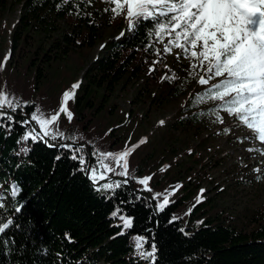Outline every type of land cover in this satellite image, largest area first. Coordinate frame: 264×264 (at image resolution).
Wrapping results in <instances>:
<instances>
[{
    "label": "trees",
    "instance_id": "obj_1",
    "mask_svg": "<svg viewBox=\"0 0 264 264\" xmlns=\"http://www.w3.org/2000/svg\"><path fill=\"white\" fill-rule=\"evenodd\" d=\"M96 2L0 0V90L28 102L23 113L4 109L23 120L37 107L45 115L55 114L62 94L79 83L67 105L72 121L64 114L58 121L66 138L52 143L82 148L78 155L93 166L103 160L102 153L116 154L139 145L128 157V183L115 195L98 192L66 149L23 141L26 128L19 123L12 124L11 131L7 125L0 127V195L9 197V207L0 209V222L13 220L0 234V264H151L125 257L132 249V235L145 237L148 248L156 244L155 264H264V206L233 216L205 192L197 203L203 183L209 181L201 152L208 143L204 134L221 125L207 114L218 102L193 103L210 85L187 98L198 84V75L195 70L180 73L168 66L152 23L142 22L130 30L126 8L115 18L108 11L105 21ZM17 7L19 21L11 32L5 31V11ZM124 27L123 35L110 40L103 54L87 65L100 33ZM35 33L44 36L43 42ZM156 60L161 62L154 64ZM80 73H84L81 81L76 79ZM173 73L176 79H163ZM140 82L144 86H139L129 113L112 103L120 85ZM183 98L171 127L153 142L141 143L152 113ZM221 116L224 120L223 112ZM192 138L199 141L197 146ZM182 154L185 160H180ZM103 162L122 170L111 158ZM109 176L111 181L124 180L114 173ZM149 176L152 191H142L137 180ZM13 185L19 189L15 197ZM177 185L182 186L175 192L177 199L157 211L154 195L166 188L171 193ZM189 203V224L170 222L175 211ZM117 207L133 218V227L123 235H118L121 227L115 225L118 217L112 216Z\"/></svg>",
    "mask_w": 264,
    "mask_h": 264
},
{
    "label": "snow or ice",
    "instance_id": "obj_2",
    "mask_svg": "<svg viewBox=\"0 0 264 264\" xmlns=\"http://www.w3.org/2000/svg\"><path fill=\"white\" fill-rule=\"evenodd\" d=\"M83 2L91 5L92 0H83ZM102 2L112 6L105 11H111L114 18L121 15L126 8V19L130 30H134L142 22L150 21L153 25L152 34L157 41L164 44L167 38L163 48L165 56L172 54L173 49H179L180 52L176 54L178 61L182 52L184 59L192 61L191 69L199 68L204 73V75L196 73L199 75L198 84L210 85V87L197 94L193 103L198 105L208 101L218 102L216 107L207 113L208 115L214 116L215 121L221 124L224 123L222 112L235 117L241 126L246 127L253 134L244 137V140H256L264 144V0H102ZM154 54L161 55L159 51ZM9 58L10 55L4 58V64ZM160 62L156 60L153 63ZM2 67L3 64H0V69ZM165 67L167 69V65ZM150 71H155V68H151ZM163 79L174 80L176 76L173 73V76L166 75ZM214 80L217 82L211 83ZM79 86V83L73 84L71 91L62 94L59 110L55 114L45 115L37 107L29 118L23 120H17L4 109H10L11 113H16L18 110L23 113L29 106L28 102H21L15 96L0 90V122H2L0 127L7 125V130L11 131V125L19 123L26 128L23 141L43 142L50 148L66 149L71 153L70 158L79 162V171L88 176L96 191L103 190L115 195L116 189L128 183V157L139 145L116 154L111 152L100 154L103 160L109 158L115 160L116 168L122 169L116 171L103 160H98L95 166L88 165L86 158L82 154L78 155L82 153V148H74L71 144L52 143L58 138H66L64 133L59 131L58 121L61 114L66 116L69 123L72 121L73 113L67 105L75 98V90ZM163 123L164 121H160L161 125ZM53 125H56L55 129ZM224 132L230 134L231 129L225 128ZM144 142L146 141H141ZM23 151L27 152L28 149L25 148ZM247 151H256L264 155V149L249 148ZM57 159L60 157L58 156ZM256 171L261 170L257 168ZM110 173L124 177V180L111 181ZM150 180V176L137 180V183L144 186L142 191H152L148 187ZM180 187L182 186L177 185L171 193L163 195L162 201L157 204L159 211L169 206L170 196L175 195ZM203 192L204 190L201 189L197 203L202 202ZM18 193L19 189L13 185L12 196L15 197ZM160 195L156 194L153 199H158ZM3 207V203H0V209ZM16 211L19 212L20 209L17 208ZM122 211L117 207L112 213L113 217H118L122 221L121 232L118 235H123L125 230L133 227V218L123 215ZM191 211L192 209H189L186 215H191ZM176 219L173 217L170 222ZM11 225H13L11 218L6 222H0V234H4ZM180 231L183 232L184 229ZM135 241L139 255L144 259L151 258V264H155L156 244L154 242L151 244V251H141L148 240L136 236Z\"/></svg>",
    "mask_w": 264,
    "mask_h": 264
},
{
    "label": "rangeland",
    "instance_id": "obj_3",
    "mask_svg": "<svg viewBox=\"0 0 264 264\" xmlns=\"http://www.w3.org/2000/svg\"><path fill=\"white\" fill-rule=\"evenodd\" d=\"M112 7L110 4L97 0L96 9L104 16V20L109 18L108 11L105 9ZM21 9L17 7L13 12L10 10L5 11L4 21L2 27L5 31L11 32L17 25L20 18ZM125 27L120 29L107 28L100 33V39L97 42L95 49L87 57L86 64L91 65L94 60L103 54L105 45L114 38H119L124 33ZM36 39L41 43L44 40V36L41 33H35ZM9 43V42H8ZM167 43V38L164 40V44ZM164 44L159 43V49L163 53ZM103 46V47H102ZM180 52L179 49H173L172 54L166 55L168 66L175 71L183 73L182 71H192L190 65L192 61L183 58L181 52V59L178 61L176 54ZM199 75H204L199 68L195 69ZM85 73V72H84ZM84 73L76 75V79L83 80ZM185 75V74H184ZM198 75V79H199ZM216 82L215 80L211 83ZM139 86H144V82H140L138 85H129L125 87L120 85L118 91L115 93L112 103H117L125 113H129L132 109V102L135 101ZM201 85L195 84L188 92L187 98L194 93L197 94L201 89ZM103 92V91H102ZM101 92V95H102ZM185 103V98L165 106L164 110L154 112L151 115V125L147 129L144 135V140L147 143L153 142L159 138L163 133L168 130L173 124L174 118L178 113L179 108ZM160 121H164L163 125ZM224 123L213 131L204 134V138L208 143L203 148L202 156L204 157L207 167V176L209 181L204 182L202 189L204 190L208 199H215L220 207L227 209L231 215L235 216L245 210H254L264 206V155L259 152H249L247 149H264V144L256 140H244V137L253 135L246 127L241 126L239 121L235 117L228 116L224 113ZM225 128H230V134L224 132ZM243 140V142H240ZM193 146H197L199 141L195 138L191 139ZM186 155L182 154L180 160H185ZM197 169L199 165H195ZM259 168L261 171L257 172ZM142 186V185H140ZM144 186L139 187L143 189ZM168 188H166V191ZM158 192L161 194L158 199H154L156 202L155 208L157 211V204L163 199V195L169 194V192ZM156 196V194L154 195ZM177 199L176 194L170 196V204ZM0 201L4 206L9 207V197L1 196ZM191 203L180 206L174 213L173 217L176 220H181L184 225H188L190 222V215H186L190 209ZM191 224H194L191 222ZM115 225L121 226L122 221L118 218L115 221ZM121 231V230H120ZM127 230L124 231V233ZM136 235L131 236L132 249L125 255L126 258H138L144 262L151 261V258H142L136 248ZM141 251H151V247L148 248L146 244ZM156 257V255H155ZM102 264V263H100Z\"/></svg>",
    "mask_w": 264,
    "mask_h": 264
}]
</instances>
